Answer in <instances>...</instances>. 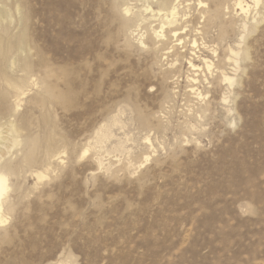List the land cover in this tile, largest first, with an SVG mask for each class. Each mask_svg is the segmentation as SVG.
<instances>
[{"label":"rangeland","instance_id":"374dc122","mask_svg":"<svg viewBox=\"0 0 264 264\" xmlns=\"http://www.w3.org/2000/svg\"><path fill=\"white\" fill-rule=\"evenodd\" d=\"M123 1L136 3L0 0V129L12 122L22 140L7 141L0 162L10 184L0 264H264V20L241 41L238 23L225 20L217 53L239 40L242 59L227 93L234 112L215 74L194 85L209 108L194 118L186 114L196 103L189 65H169L183 42L171 37L156 50L132 43ZM203 1L213 13L216 1ZM196 51L214 60L201 44ZM114 117L122 125L109 126ZM103 126L116 138L99 145L129 138L133 166L117 152L105 158L114 163L107 172L94 150L80 157ZM28 137L38 139L31 164ZM145 151L150 160L133 172ZM36 169L47 174L37 185Z\"/></svg>","mask_w":264,"mask_h":264},{"label":"bare ground","instance_id":"6f19581e","mask_svg":"<svg viewBox=\"0 0 264 264\" xmlns=\"http://www.w3.org/2000/svg\"><path fill=\"white\" fill-rule=\"evenodd\" d=\"M190 1L191 0H159L157 8H155V1L153 0H136V3L123 1L124 3L122 5L121 11L124 18L125 29L126 26L131 24L127 29L130 41L143 49L153 48L156 50L161 44H165L164 41L171 39V37H173L174 40L178 42L176 45H179L183 42V45L176 52V54L172 55L173 57L170 60L169 65L174 66L178 63V61H186L189 65V70L186 74V80L190 86L189 91L194 96L193 98L196 103L187 106L186 114L189 112V116L200 118L207 112L209 109L206 102L207 96L201 91H198L194 85L196 83L200 84L202 80L206 81L209 80V78H213L215 74H218L216 75L218 83L217 85H225V92H223L220 100L226 104L228 113L232 111L234 112V108L229 106L231 99L227 93L231 92L233 85L237 81L236 73L240 68V62L242 60L240 56V50L236 49V45L237 47L240 46L239 40L241 41V38L245 36L246 31H248L250 28H255L259 21L264 20V12H258L260 5H262L264 8V0H215L216 3L215 7L213 8V13H208L209 11L212 12L210 9H208V11L203 9L206 6L205 1L194 0L192 4L196 3L198 6V12L196 13L198 16L191 27L189 26V22H191L190 18L194 15L192 16L190 13V5L188 4ZM184 7L186 8L185 10L183 9ZM180 10L181 14L179 12ZM205 13H208V15ZM226 19H228L230 23H238V28H240V39L238 42L236 41L233 44L226 43L223 49L224 53L220 57V55L217 53V50L220 45L226 42ZM181 34L184 35L181 37ZM187 34H189V36L184 39ZM197 37H199L200 43H198L199 39H197ZM205 37L209 38V40H205ZM207 42L213 44L207 45ZM187 44L188 47L190 46V48H186ZM200 44L211 54L214 60L208 58L202 53H197L196 49ZM172 47L173 46L171 45L162 49L166 50L165 54H167L172 52ZM183 47H185V49H182ZM195 61H198L201 64H195ZM210 83L211 82L208 81L207 84ZM11 87H14L18 91L19 87L17 85H13ZM47 92L49 91L47 90ZM21 94H23V92L20 90L17 94V101L15 103L14 111H16L20 105L19 102L21 101V98L19 95ZM123 112L124 110H120L119 114ZM111 120L112 121L109 126L118 124L122 125L121 121L117 117H114ZM166 122L169 123L168 121ZM196 123V120L195 122L191 120L183 122V124L188 125L191 129H195ZM9 125L10 128L8 130L4 131V129H0V162L3 158V151L8 150V145L6 144L7 141L10 140L13 146L19 144V142L22 141L17 140V138L12 135L13 132H16L15 125L12 122ZM120 127L122 128V126ZM159 130L166 132L167 127L159 125ZM94 133V141L89 142L87 146H85L80 157H83L90 150H94L92 157L96 161L99 169H104L107 172L112 169L114 163L111 162L110 159L107 163H105L104 160L106 157H110L112 152H117L118 154L127 155L128 166H133L130 165L131 160L129 158L131 154V148L127 147L126 145V143L129 141V138H117L115 140L116 142L110 145V147H103L102 145H99V143L109 141L110 138L114 137V134H112L110 128L106 126L100 127L99 130ZM28 138L29 139L26 140L27 149L24 154V162L31 164L34 161V154L36 151L35 141L38 139L34 140V137ZM142 141L144 142L146 149H151V152H153V144L150 137L145 135L142 137ZM189 141L190 139L188 138L185 140V142ZM60 153L61 151L53 154L52 156L59 159ZM150 157L151 153L147 154L146 151L143 152V159L138 165L134 167L133 172H135L137 168L141 167V165L148 162ZM8 164H6V166ZM8 167L9 166H7V168ZM33 174L37 180L35 185H37L44 177H47L46 172L38 169L34 170ZM8 181V175L0 166V225L6 222L7 214H9L8 192L10 191V184Z\"/></svg>","mask_w":264,"mask_h":264}]
</instances>
